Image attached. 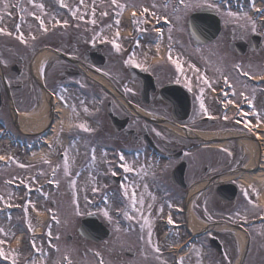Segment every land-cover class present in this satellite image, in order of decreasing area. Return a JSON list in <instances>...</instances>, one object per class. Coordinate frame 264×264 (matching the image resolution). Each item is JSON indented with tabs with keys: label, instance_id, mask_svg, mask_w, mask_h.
<instances>
[{
	"label": "flooded vegetation",
	"instance_id": "obj_1",
	"mask_svg": "<svg viewBox=\"0 0 264 264\" xmlns=\"http://www.w3.org/2000/svg\"><path fill=\"white\" fill-rule=\"evenodd\" d=\"M183 26L185 29V24L182 22L180 28ZM174 27L173 19L167 27L166 38L170 37V33L172 35L171 30H174ZM146 34L152 33L147 31ZM253 34L254 32H250L249 29L239 28L233 23H221L217 37L210 43L199 45L191 41L194 48L193 55H188L185 48H180L183 45L181 39L178 35L175 36V42H169L166 55L160 63L155 64L153 60L147 62L142 58L139 60L138 64L141 65L139 68L149 75V82L146 83L149 88L143 96V81L130 77L129 67L125 65L120 47L117 51L116 47L106 40L90 38L84 33L79 34L82 38H77L76 34L72 33L61 35L49 42L46 40L43 45L66 56L58 58L50 64L48 69L40 71V74H43L42 85L51 95L55 94L63 98L70 89L75 88L91 94L97 102L99 101L85 112L88 122L76 120L72 125L68 134L72 142L87 143L90 152L93 146L100 147L101 144L109 143V152L116 154L117 158L119 147L137 148L135 155H139L141 159H146V154H149L146 151L147 145L153 146L160 154V156L149 154V159L146 160L149 166L146 176L148 185L146 201L152 206L157 205V209L147 217V224L145 219L137 217L132 228L130 248L127 247L126 250L121 246H118V249L113 248L115 250L113 256L119 264L123 262L138 264V252L143 251H146L148 264H169L171 248L167 243H175L188 235H194L196 240L200 238L201 243L204 238L209 241L210 237H213L220 245L219 248L194 247L190 259L199 261L195 264H238V256L242 249L237 242V236H240L242 240H249L246 255L239 264H264V223L252 222L256 217L264 215V207L257 202L255 190L241 187L239 180L236 179L237 175L225 176L226 173H231L248 164L250 155L242 148L243 151H233L231 155L225 156L217 149L199 144L192 136L166 134L161 127L167 128V125L155 124L151 121L154 118H161L169 122H177L180 118H184V112L172 114L171 106L166 103L165 96L160 94L164 86L176 83L186 89L190 99V111L183 125L205 133H211L220 128L229 129L230 120L220 116L221 111L218 105L208 94L218 77L213 69L214 66H218L221 53H229L238 60L242 58L248 67L250 63H261L264 60V42L261 38L258 44L249 42ZM241 39L246 41L245 53L239 56L231 52L229 46L231 42L241 41ZM177 46L178 49H176ZM253 47L255 49H251ZM39 49L41 48L35 52L37 53ZM150 54L153 56L155 52L150 50ZM170 55L171 59H169ZM26 57L24 45L19 42L12 43L0 37V121L11 137L21 139L23 136L16 123L14 110L22 108L32 93V86L19 78L25 73ZM176 59H179L183 71H177L175 64L172 63V60ZM208 62H211L210 65L213 64L209 70H207ZM190 65H194L198 71L190 68ZM27 69L30 72V65ZM200 74L207 78L211 86L199 78ZM240 76L244 78L246 75ZM67 81H72L73 84L68 85ZM107 82L115 87L135 110L138 111L135 104L141 107L143 116L135 114L130 106L122 101L121 96L113 94ZM35 88L37 95L33 98L34 102L39 101L42 94L38 83ZM201 88L204 89L203 92L200 91ZM257 99V103L261 105L260 93ZM250 101L253 102L252 99ZM201 102L207 114L200 108ZM97 105L101 107H95ZM252 110L256 111L254 102ZM81 111V109L76 111V117L84 116ZM259 111H263L260 106ZM110 113L121 121L118 120L114 124ZM124 119L127 120L125 124L122 122ZM252 119L255 120V116L241 118L240 122L234 123L233 126L246 128L245 121L249 122ZM80 124H85L90 131L78 127ZM50 125L47 121L38 137L50 131ZM102 152H104L102 158L106 157L107 151ZM182 162H185L184 182L176 185L172 181L171 174L173 169ZM227 183L234 184L236 192L225 199L220 196L219 188L222 187L223 195L229 196L230 186H227ZM139 185H142V182ZM196 192L200 193L195 198L196 201H193L192 211L194 219L209 226L206 231L210 232L205 234H200L202 228L200 226L195 228L190 217L186 215L185 201L188 196ZM167 209L170 210L172 224L179 223L181 228L175 229L167 243L160 244L157 240L160 231L157 221ZM149 229H151V236H149ZM89 251L92 254V250L89 249ZM251 254L253 258H250ZM95 258L99 259L97 254ZM202 259L210 260V262L202 263Z\"/></svg>",
	"mask_w": 264,
	"mask_h": 264
},
{
	"label": "rangeland",
	"instance_id": "obj_2",
	"mask_svg": "<svg viewBox=\"0 0 264 264\" xmlns=\"http://www.w3.org/2000/svg\"><path fill=\"white\" fill-rule=\"evenodd\" d=\"M16 1H19V3H15ZM257 2L258 0H253V2ZM260 1V0H259ZM262 1V0H261ZM158 0H117L118 4L124 5V7L129 5H134L138 7L141 3H148V10L151 8L155 9L157 5ZM207 3H212L213 0H206ZM7 3L9 4L8 9H4L3 4L0 3V29H4L3 33L0 34H12L10 36L11 39H18L17 37L23 33L26 43H24L28 49L27 52L31 51L33 49L30 47L33 40L35 39L36 35L38 34V31L41 29L39 26V20L36 19L37 16H39L43 21L46 29H52L55 27H59L60 25H64L63 21L67 20L68 24L70 22H79L83 23L84 18L80 19L81 16L86 17V14L88 12V8L90 11L99 10L100 12H107L108 14L114 9L116 12H118V9L116 10V5L112 4V0H83V3L81 4L80 0H63V3H61V0H34L33 3H29L28 0H7ZM205 3V0H184L183 6L174 9L172 6L167 5L165 7H158L157 14L166 13L168 15V11H170V15L172 16V20L174 19L175 27L174 30H171L172 35L170 33V37L167 38V42L165 41V30L162 32V36L158 39V41L155 43V46L158 49H161L164 47L165 44L169 42H175V36L178 35V38L181 39V43L183 45L180 46L181 49H186V53L188 55H193L194 50L190 48L188 45V34L186 28L184 29V26L180 28V25L182 22L184 23V18L187 17L190 10L195 9L196 7L203 5ZM43 5V9L37 7V5ZM64 5H68V7H65ZM250 5V3L248 4ZM259 5V3L257 4ZM123 7V8H124ZM219 7V14L225 20V22H231L238 24L239 27L241 24L244 25V27L253 28V25L258 24V20L255 17H249L250 16V8H246L244 11L241 12H233L224 10L223 8ZM120 8V7H119ZM73 12L76 13V15H73ZM125 12V11H124ZM123 12V9L120 11V20L122 21L123 27H118V21L114 23L109 22V17L105 20L108 22L107 25H105L103 31H101L102 37H105L109 40H118V45L122 50L124 48H127L130 40L125 37L124 35H121L119 33L124 32V34H127L128 29L125 22V13ZM234 13L235 15L229 16L228 13ZM123 13V14H121ZM152 13V11H151ZM108 16V15H107ZM252 16V13H251ZM60 20L61 24L56 25L55 21ZM125 22V23H124ZM13 23H17L19 25V28L13 26ZM181 23V24H180ZM75 24V23H74ZM180 24V25H179ZM77 25V24H76ZM141 25V21H136V30H142L145 32V29ZM78 28H84L82 26L77 25ZM129 26V25H128ZM72 28V27H69ZM130 28V26L128 27ZM131 29V28H130ZM257 29L258 26H257ZM43 30V29H42ZM252 30V29H251ZM46 33L47 31H44ZM135 32V31H134ZM133 32V33H134ZM96 33H99V31L91 30L90 35L94 36ZM131 33V35L133 34ZM118 34V35H117ZM14 38H13V37ZM130 36V35H128ZM34 37V39H33ZM147 35H144V40L146 39ZM166 42V43H165ZM136 49V48H135ZM144 49V48H142ZM157 49V50H158ZM178 49V46L176 47ZM206 49V48H204ZM155 55V54H154ZM130 57V56H129ZM132 60L139 61L141 59L140 51L136 49L135 53L130 57ZM127 58V61L130 59ZM130 64V63H127ZM211 62L207 63V70L211 68L210 65ZM208 65H210L208 67ZM38 69V68H37ZM224 70V68H218L216 70L217 74H221ZM229 77V76H228ZM230 78V77H229ZM26 80L28 83L31 80V77L26 72ZM230 80H235L230 78ZM30 97H35L36 89L35 87L31 90ZM31 98L28 97L27 102L24 106H32L33 101L30 100ZM71 103V102H70ZM74 105V104H73ZM82 106V110L87 109L86 104H80ZM83 120L87 121V119L84 117ZM264 122V120H261V123ZM78 147V148H77ZM79 147H82L81 144L76 143L75 147H73V151H66L67 155L64 156V159L61 160L58 165L59 169L56 172V175L54 177V181H56V184L54 185H47L46 175L51 172V165L40 163L42 165H39L37 167H34V164H29L26 162V160L22 159L21 156L14 151V149H11L8 146L3 145L0 143V152H5L6 154H13L12 162L9 164H5L0 162V197L3 199H0V204H5L6 202L14 203L13 198H16L17 193L13 192L10 188H5V185H7L8 182H14L17 179H19L21 182H24L25 184H34V181L37 183V188L40 190L39 194L37 195L38 202H32V204L26 205V211L23 212L25 215L24 219H20L18 215H4L0 214V229H3V231H0V241L8 242L10 246L14 249H9L8 247H4V243L0 244V248L5 249V253L10 254L11 257H14L15 259H18L21 254H28L26 257V262L23 264H32L33 261H38L42 256L36 257V259L30 260L31 253L27 250L26 245L24 246L25 242L24 239L30 237L31 230L35 229L39 231L41 227H43L41 230H43L42 237L45 238V240H41V238L36 239L33 243L37 245V253H42V245L39 243H46L48 245L50 238L51 240V234L55 232V234L58 235V237L62 240L65 239V234H70L71 237H74L75 235V228L79 222V219L86 214L87 212H90L91 210L97 212V214L100 216V218H106L110 224V236L106 244L107 246H99V245H91L92 249H95L96 251L102 253V260L104 264H119L118 260L113 259V253L114 249L118 246H121L122 249H127L126 247L131 246L130 240L132 237V231L130 230L131 224L125 225V227H122L120 222V219L118 217V212H122L125 214V210L131 207L132 202L130 201L131 195L133 190H135L136 198L140 195V198L143 197V187L147 186V169L148 167L142 163L141 159H138L136 155L132 156L129 150V153L123 154L124 156V162L131 164L134 167V171L130 173H125V177L121 181L120 185L115 188L114 185H111L108 175L117 173L115 167L108 166L106 169L103 168V173L107 175H102V178H98V174H94L92 172H95L94 170H87L83 167V162L85 160V153L80 150ZM4 148V149H3ZM83 152V155H81ZM123 153V152H122ZM7 155H4L3 157H6ZM98 158V157H96ZM41 160V157L37 158ZM65 159H67L68 166H69V175H65L64 173V163ZM21 165H24L21 167ZM34 168V169H33ZM122 170H118V173H121ZM137 173L135 176L134 173ZM34 173H38L40 175V178L37 180H34L36 177L34 176ZM75 181V185L73 186L72 181ZM143 183L140 188V185L138 183ZM124 185L122 188L121 186ZM27 186H30L29 184ZM35 186V187H36ZM95 187L97 189L96 192H93L92 189ZM146 188V187H145ZM125 189L127 190V195H125ZM68 190V192H67ZM90 190V191H89ZM55 191H60L58 194L55 193ZM70 191V192H69ZM140 193L138 194V192ZM142 191V192H141ZM262 191V190H261ZM264 192V191H262ZM10 195L9 198H6L5 196ZM104 199V203L101 205H94L93 201L97 199ZM128 198V199H127ZM53 200V204H50V201ZM91 201V204H89ZM121 201H124L125 205H120ZM130 201V202H129ZM137 204L133 206L135 208ZM34 206V208L32 207ZM123 206V208H122ZM125 207H127L125 209ZM31 209H35V212L37 213L36 216H33ZM125 209V210H124ZM138 209H141V206H138ZM156 206H152L150 208L151 212H154L156 210ZM104 211L108 212V217L104 216ZM127 222H130L131 219H129V216H132V211H127ZM48 214L50 215V218L48 221H46L43 225L39 224L38 222H41L44 220V218H47ZM21 217V216H20ZM37 218L38 221L35 219ZM26 219L27 221V228L24 229L20 225L14 226L17 221L18 223H23ZM50 233V235H49ZM32 239V237H31ZM41 240V241H40ZM119 244V245H118ZM51 245V244H50ZM55 248L57 249V252L60 254H68L71 259L73 260V264H94L92 260L88 257L86 254H81V252L86 253L87 248H90V246L83 241H74L71 242H63V241H56L54 243ZM197 244L196 246H198ZM252 245V243H251ZM255 246V244H253ZM109 248L112 251L109 252L107 249ZM44 253V252H43ZM43 255V254H42ZM253 256V254H251ZM138 258H143L142 253L138 255ZM19 260V259H18ZM17 260V261H18ZM89 260V262H88ZM60 259L57 260L56 263H58ZM19 263L21 261L19 260ZM42 264H45L41 262ZM49 263V257L46 264ZM55 263V264H56ZM125 262H123L124 264ZM146 263V262H145ZM149 262L147 261V264ZM130 264V262L128 263ZM138 264H143V260L138 259Z\"/></svg>",
	"mask_w": 264,
	"mask_h": 264
},
{
	"label": "snow or ice",
	"instance_id": "obj_3",
	"mask_svg": "<svg viewBox=\"0 0 264 264\" xmlns=\"http://www.w3.org/2000/svg\"><path fill=\"white\" fill-rule=\"evenodd\" d=\"M28 2H29V3H33L34 0H28ZM80 2H81V4H82V3H83V0H80ZM180 2H181V3H184V0H180ZM224 2H226V0H213L212 3H207L206 0H205V3H204L202 6H207V7H209V8H212V9L218 11V10H219L218 5H220V4L224 3ZM0 3L3 4L4 9H8V8H9V4L7 3V0H0ZM61 3H63V0H61ZM112 4H114V5H116L117 7H120V8H123V7H124V5L118 4V3H117V0H112ZM64 6H65V7H68V5H64ZM37 7L43 9V5H42V4L37 5ZM148 11H149L148 8H143L142 11H141V13H140L141 16H144L146 13H148ZM258 11H261V10H258ZM93 12H95V9H93ZM73 15H76V13L73 12ZM101 15H102V16H103V15H108V13H107V12H104V13H101ZM135 15H136V14L133 13V17H134V18H135ZM228 15H229V16H232V15H235V14L229 12ZM36 19L39 20V22H40V23H39L40 28L43 29L44 31H47L48 29L45 28L44 21H43L39 16H37ZM80 19H83V16H81ZM91 22H92V23H95L96 21H95V20H92ZM55 24H56V25H60V24H61V21H60V20H56V21H55ZM63 24L66 26V25L68 24V21H67V20L63 21ZM17 28H19V25H17ZM142 30H143V29H142ZM255 30H256V29H255V26L253 25L252 31L255 32ZM156 31H157V32H160V29L157 28ZM3 32H4V29H0V33H3ZM9 34H10V33H9ZM117 35H118V34H117ZM17 38H18L22 43H26L23 33H21ZM33 39H34V37H33ZM113 45H114V47H116L117 51H119V45H116L115 42H113ZM169 59H171V55L169 56ZM125 63L135 64L136 67H140V66H141V65H139V64H136L135 61L132 60L131 58H130L128 61H125ZM172 63L175 64L177 71H183L179 59L172 60ZM189 67L192 68V69L195 70V71H198V69H195V66H194V65H190ZM237 67H238V66H237ZM244 75H248V73L245 72ZM199 78H202V79H203V82H204L205 84H209V86H211V85H210V82L207 80V78H204V77H203V74H200V77H199ZM225 83H226V84L228 83V80H227L226 77H225ZM200 91L203 92L204 89L201 88ZM240 95L243 96V93H241ZM228 103L231 104V103H233V101L229 100ZM248 103L251 105V101H250V100L248 101ZM239 107H240V106L237 105V108H238V109H239ZM200 108H201L202 110L205 111V114H207V110L204 108V104H203V102H201V104H200ZM85 111H87V109H85ZM252 114L258 116V114L255 113V112H253ZM224 118H225V119H228L227 116H225ZM237 122L239 123L240 121L238 120ZM257 123L259 124V117H258V121H257ZM244 126H245L246 128H248L249 131L252 130L251 127L249 126V124H248L247 122L244 124ZM78 127H80L81 129H83V130H85V131H90V129L87 128L85 124H80V125H78ZM157 134H159V133H157ZM66 155H67V153H65V156H66ZM94 158H95V157H94V154H93V159H94ZM0 159H3V157H0ZM120 160H121V161H124V156H123V154L120 155ZM23 166H24V165H21V167H23ZM120 167L124 170L125 173H130V172H133V171H134V167H133L131 164L126 163V162H122V163L120 164ZM64 173H65V175H69V166H68L67 159H65V163H64ZM53 174L55 175V170H54ZM113 175H115L114 172H113ZM72 184H73V186L75 185V181H74V180L72 181ZM121 187L123 188L124 185H122ZM92 191H93V192H96L97 189H96L95 187H93ZM125 195H127V190H126V189H125ZM245 195H247V193H245ZM0 199H3V198L0 197ZM131 200H132V203H133V206H134L135 203H136V194H135V190H133V192H132ZM140 203L143 204V200H142V199L140 200ZM149 208H151V205H149ZM103 214H104L105 217H108V215H109L107 211H104ZM125 215H127V213H125ZM128 218H129V219H133L134 217L129 216ZM147 223H148V220H147V218H145V224H147ZM168 223H169V224L173 223L171 217H169ZM0 231H3V229H0ZM49 235H50V233H49ZM149 236H151V229H149ZM3 243H4V241H0V244H3ZM149 243H151V241H149ZM33 247L35 248V244H34V243H33ZM37 250L39 251V249H37ZM156 251H159V249H156ZM97 255H99V253H97ZM0 257H4L5 259H10V258H11V259H12V264H16V259H15L14 257H11L10 254H6V253L3 251L2 248H0ZM65 260H67V257H65ZM33 264H36V262L33 261ZM68 264H72V262H71L70 260H68ZM100 264H103V261H101Z\"/></svg>",
	"mask_w": 264,
	"mask_h": 264
},
{
	"label": "bare ground",
	"instance_id": "obj_4",
	"mask_svg": "<svg viewBox=\"0 0 264 264\" xmlns=\"http://www.w3.org/2000/svg\"><path fill=\"white\" fill-rule=\"evenodd\" d=\"M51 57H52L51 55L47 56L46 60L47 59L51 60ZM58 110H59L60 116L56 119L54 125L57 126L58 124H63L65 129H66L71 124L70 121H68V119H67V109L65 107H63V106H59ZM33 113H34V110L25 111V112L22 113V115L23 114L31 115ZM259 129H260L259 131H263L264 132V123H262L259 126ZM259 135H260V140H262V146H263V148H262V163H261V166H260L259 170L257 172H255V173H252V174L244 173L241 176V181L246 186H255V187H259L260 186L264 190V133L261 132V134H259ZM218 145L219 146H225V143L221 142V143H218ZM39 154H42V153L41 152H33V153H31L28 156V158H29V160H34ZM43 154H45V153H43ZM261 200L264 201V192H263V196H262Z\"/></svg>",
	"mask_w": 264,
	"mask_h": 264
},
{
	"label": "water",
	"instance_id": "obj_5",
	"mask_svg": "<svg viewBox=\"0 0 264 264\" xmlns=\"http://www.w3.org/2000/svg\"><path fill=\"white\" fill-rule=\"evenodd\" d=\"M192 21H193L192 23H195L196 22L195 19H193ZM94 223H95L94 217H92V216L89 217L88 216V217L84 218L81 221V225H80V228H79V232L82 235H88L89 232L94 231V225H93ZM106 234H107L106 230L103 229V233H101L100 236L106 235Z\"/></svg>",
	"mask_w": 264,
	"mask_h": 264
}]
</instances>
